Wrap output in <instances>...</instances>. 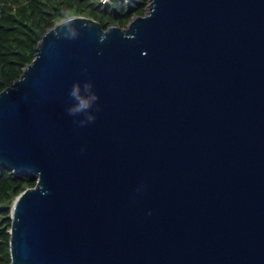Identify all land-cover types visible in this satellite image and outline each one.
Instances as JSON below:
<instances>
[{
	"label": "water",
	"instance_id": "1",
	"mask_svg": "<svg viewBox=\"0 0 264 264\" xmlns=\"http://www.w3.org/2000/svg\"><path fill=\"white\" fill-rule=\"evenodd\" d=\"M78 15L0 90V166L37 177L8 264H264V0ZM76 81L99 96L84 126Z\"/></svg>",
	"mask_w": 264,
	"mask_h": 264
},
{
	"label": "trees",
	"instance_id": "2",
	"mask_svg": "<svg viewBox=\"0 0 264 264\" xmlns=\"http://www.w3.org/2000/svg\"><path fill=\"white\" fill-rule=\"evenodd\" d=\"M149 0H0V90L11 84L35 54L42 33L61 9L98 19L104 27L125 25L147 9ZM32 173L0 166V264L10 263L9 229L15 197L36 184Z\"/></svg>",
	"mask_w": 264,
	"mask_h": 264
},
{
	"label": "clouds",
	"instance_id": "3",
	"mask_svg": "<svg viewBox=\"0 0 264 264\" xmlns=\"http://www.w3.org/2000/svg\"><path fill=\"white\" fill-rule=\"evenodd\" d=\"M80 22V27L76 25ZM86 26L84 18L75 13L72 9H61L59 16L52 21L49 34L57 39H76L80 35V28ZM103 38L101 39L102 42ZM69 99L73 101L67 108L68 115L77 117L83 115V119L77 121L80 126L94 122L96 116L90 111L99 99L93 89L91 81H76L68 93ZM98 110V105H97Z\"/></svg>",
	"mask_w": 264,
	"mask_h": 264
},
{
	"label": "built area",
	"instance_id": "4",
	"mask_svg": "<svg viewBox=\"0 0 264 264\" xmlns=\"http://www.w3.org/2000/svg\"><path fill=\"white\" fill-rule=\"evenodd\" d=\"M102 1H107V0H102Z\"/></svg>",
	"mask_w": 264,
	"mask_h": 264
}]
</instances>
